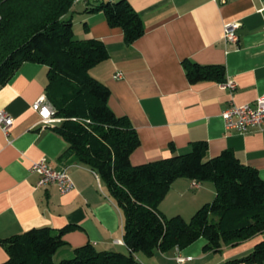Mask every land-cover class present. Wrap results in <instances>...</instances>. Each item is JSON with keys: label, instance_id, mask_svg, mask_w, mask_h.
Instances as JSON below:
<instances>
[{"label": "crops", "instance_id": "1", "mask_svg": "<svg viewBox=\"0 0 264 264\" xmlns=\"http://www.w3.org/2000/svg\"><path fill=\"white\" fill-rule=\"evenodd\" d=\"M128 1L146 29L132 45H126L121 28L110 27L103 12L92 13L84 3L75 4L65 19L72 20L76 40L95 38L106 45L109 59L90 73L110 88L113 112L127 117L138 133L140 147L131 156L132 164L169 158L172 146L175 154H185L203 141L208 159L231 150L264 179V130L227 131L221 116L232 103H253L264 95V0ZM234 21L242 24L238 48L223 42L224 24ZM185 60L225 66L226 81H234L236 90L214 81L191 84ZM47 84V66L25 63L0 87V112L14 119L7 134L0 128V240L36 228L70 226L65 244L54 255L56 264L88 243L98 251L128 254L124 214L104 182L65 155L68 144L54 131L62 120L55 117L45 123L32 109L46 94ZM44 158L53 168L67 170L73 191L62 195L56 185H38L40 177L31 167ZM191 183L180 178L172 184L159 206L166 218L187 220L214 200L213 183L204 182L199 189ZM261 240L264 234L216 252L205 250L207 241L201 238L185 249L156 250L152 256L140 252L135 257L139 264H179L178 257L185 259L183 264H226L249 254ZM8 259L0 241V264Z\"/></svg>", "mask_w": 264, "mask_h": 264}, {"label": "trees", "instance_id": "2", "mask_svg": "<svg viewBox=\"0 0 264 264\" xmlns=\"http://www.w3.org/2000/svg\"><path fill=\"white\" fill-rule=\"evenodd\" d=\"M0 0V87L25 63L48 67L46 95L62 120L54 128L68 144L65 155L94 171L124 214V242L129 253L98 251L88 243L72 258L58 264H139L135 254L152 256L175 247L185 249L204 238L205 250L219 252L264 234V179L243 164L231 150L208 159L207 142L193 144L190 152L133 165L140 138L127 117L109 106L111 90L90 71L109 59L103 41L76 40L73 22L65 16L75 0ZM90 8L103 12L112 28H121L126 45L145 34L141 15L128 0H103ZM191 84L226 82L223 65L184 61ZM185 178L211 182L216 196L187 221L166 218L159 206L172 184ZM72 227L36 228L1 239L8 253L5 264H56L54 255ZM264 240L253 250L226 264H263Z\"/></svg>", "mask_w": 264, "mask_h": 264}, {"label": "built area", "instance_id": "3", "mask_svg": "<svg viewBox=\"0 0 264 264\" xmlns=\"http://www.w3.org/2000/svg\"><path fill=\"white\" fill-rule=\"evenodd\" d=\"M103 0H83L82 3L87 6L100 4ZM221 3H226L227 0H215ZM242 27L240 21L228 22L224 24L223 42L227 47L238 48L239 43V30ZM118 78H122L119 74ZM223 87L231 92H234L237 85L234 81L229 80L223 83ZM32 109L38 113L43 122H49L55 118V108L50 102L46 94H42L33 103ZM225 129L227 131H236L241 134L248 132L252 128H259L264 130V95L256 99L253 103H246L236 105L232 103L221 114ZM14 123L13 117L6 112H0V128L4 133H8L9 129ZM31 171L40 177L39 186L43 185H56L59 192L64 195L74 190V183L65 168L57 170L53 168L47 159H41L33 163ZM201 182L192 181L191 187L193 189L201 188ZM180 250V247H176ZM179 264H183L185 259L182 257L177 258Z\"/></svg>", "mask_w": 264, "mask_h": 264}, {"label": "bare ground", "instance_id": "4", "mask_svg": "<svg viewBox=\"0 0 264 264\" xmlns=\"http://www.w3.org/2000/svg\"><path fill=\"white\" fill-rule=\"evenodd\" d=\"M83 0H75V3L78 4V3H82ZM107 1V0H105Z\"/></svg>", "mask_w": 264, "mask_h": 264}, {"label": "rangeland", "instance_id": "5", "mask_svg": "<svg viewBox=\"0 0 264 264\" xmlns=\"http://www.w3.org/2000/svg\"><path fill=\"white\" fill-rule=\"evenodd\" d=\"M20 2H21V1L19 0L18 3H20ZM75 4H76V3H75ZM191 218H192V216L189 217V218H187V221H189Z\"/></svg>", "mask_w": 264, "mask_h": 264}]
</instances>
